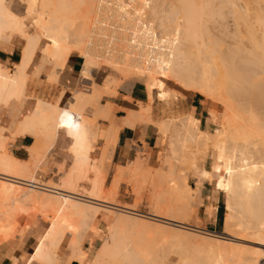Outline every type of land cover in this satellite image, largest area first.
I'll return each instance as SVG.
<instances>
[{"label":"bare ground","instance_id":"1","mask_svg":"<svg viewBox=\"0 0 264 264\" xmlns=\"http://www.w3.org/2000/svg\"><path fill=\"white\" fill-rule=\"evenodd\" d=\"M7 1L0 0V38L3 35L18 34L23 40V45L20 62L13 65L12 72L0 65V105L7 106L10 100L19 99L24 95L27 68L30 66L42 39L46 40V44L41 49L42 59L47 58L52 62V70L48 75V79H51L49 81L57 80L59 70L63 68L67 57L73 51L78 52L83 58L80 72L83 79L91 80L93 69H97L99 65L111 68L122 79L129 76L145 78L148 103L137 102L139 111L136 109L137 115L136 113L125 115L122 124L126 126L133 127L135 116L144 118L147 123L152 122L151 101H153V94L160 100L173 96L172 91L166 89L167 80L175 82L183 89L205 96L222 106L221 118L219 124L216 125V128H219L217 132L201 130L188 121L184 122L185 124L182 126L171 124L173 127L169 126L170 122L168 125V123L160 121L157 123L156 129L161 135L162 141L166 136L169 139L170 158H178L188 141L199 143V140H203L206 142L211 150L213 162L218 164L220 169V174L215 178L214 187L225 194L224 209L228 214L223 219L221 237L201 227L188 224L190 219L177 217L176 209L179 207L176 208V203L181 202L180 205L183 206L188 201L189 205L192 187H188L186 180L179 175L176 178L171 163L168 165L166 176L160 175L161 172H156L158 175L155 173L154 176L152 174L149 177V174L146 175L148 172L145 175L141 172L142 176L138 172L140 169H136V172L135 167L137 166H132L134 168L133 177L138 173L140 178L149 179L150 186L153 183L152 187L156 194L152 199L156 205V211L152 214L138 211L135 204H116L113 197L106 194L102 175L97 173L92 180L90 179L91 190L87 194L79 192L76 187V173L84 168L89 138L93 134L92 131H95L86 107L87 105L90 107L91 103L96 104L102 94L108 95L110 91L113 92L110 88L112 84L106 82L103 85L101 83L92 86L94 88L93 91L91 90L92 92L76 93L65 108L57 104L50 105L43 100L36 102L32 112L25 115L18 123V130L15 131L17 133L11 134L14 137L17 134L24 135L25 132H29L40 141L38 148H29L30 160L20 161L12 153L5 154L3 148L6 145V140L0 135V199L10 200L12 203L10 207L0 213V242L10 240L17 233L21 235L30 224V220L19 229L20 216L24 215L30 218L32 213H36L44 223H47L48 228L41 237L39 245L32 248L30 256L26 258V263L33 261L38 264H59L62 258L59 250L65 241L66 251L69 254L65 264H69L72 260H77L81 264H174L172 260L165 257L164 251L162 252L160 249L146 254V250L142 247H128L125 239L123 237L121 239L119 236L122 230L120 228V230L117 229V236H115L114 229V235L111 233L112 226L114 227L116 223L131 221L135 224H142V227L139 226L141 228L146 225L150 226V229H156V234L162 229L161 232L165 229L166 232L170 231L169 235L173 233V236L171 235L173 238L170 240L168 235L165 236L168 234L165 231L164 234H157L156 239L163 243L173 241L174 244H180L182 240L178 237L186 238L191 235L197 240L196 243L200 241L218 244V248L210 249L206 246L205 249H201L199 243L197 244L193 251L203 257V264H260V260L264 259V249L257 248L258 250L254 253V256L257 254L256 257L253 256V253L252 256L251 253L245 256L242 252H236L235 249L237 250L238 247L234 245L237 243L235 239H240L241 235H245L255 238L254 243L264 246V0H241L246 8L244 14L240 12V9H238L239 12L236 10L235 14L236 12L241 13L243 16L241 14L239 16L246 19L245 15L252 11L249 14H253L254 19L249 21L251 18L249 17L248 21L243 22V19L239 18L242 23L238 22L241 24L239 30L237 28L239 37L234 42V47H229L224 51L225 53L217 49L216 43L211 47L207 46L204 52L201 49L206 45V41L203 39V25L200 23L202 0H174L171 2L174 9L177 7L178 10L174 14L183 19L182 29L185 27V33L182 32L185 35V40H189L192 42L191 46L197 48L194 60L198 63L190 64V60L187 63L188 57L181 54V58L186 59L184 62L182 59L183 63H179L177 60V66L173 60L175 58L169 51L170 48L163 46L162 41L156 43L155 38L148 31L149 28H145L139 22L138 15L137 17L129 15L128 11H125L123 1H119L117 11L109 14H112L119 22L125 21L126 23L131 20L138 22L139 28L136 34L140 41L146 44L150 39V43H152L151 50L146 52L143 62H135L125 55L113 58L99 57L100 54H97V50L91 45L93 23L101 14L99 0H20L25 5V14L36 17L41 34L28 33L25 30L24 19L7 7ZM138 2L146 7L151 6V8L159 3L157 0H139ZM234 3L231 1L228 5L234 8ZM120 34L119 41H125L123 33ZM186 35L190 39L186 38ZM157 37L164 40L158 33ZM154 47L156 49H153ZM199 48L202 50L201 52ZM196 64L202 65L199 70H197L198 66L195 67ZM173 94L176 95V93ZM109 111V109H104L103 116L107 117ZM211 111L217 122L218 114L215 110ZM137 120L139 123L140 119L137 118ZM64 126H70L73 132L74 144L71 147L74 163H72L73 168L70 167L69 174H66L64 182L57 187L36 179L33 175V168L37 162H40L44 152L52 147L56 138V130ZM110 127L111 125H109ZM137 163L139 164L137 160L136 163L134 161V164L138 165ZM209 169L211 180L212 169ZM118 172L120 173V170ZM199 173L202 177L200 179L203 181L206 170L203 168ZM138 175L137 178L134 177L137 180L140 179ZM133 185L135 186V183ZM21 202L24 203L20 204ZM236 208L240 216L242 215L239 216V219L245 217V220L243 218L233 222L235 218L232 212ZM88 214L96 218L102 216L108 224V232L110 230L111 233L108 236L107 232L108 235L89 259L87 251L82 248L79 234H77L79 231H76V227L79 230L78 226L81 224H76L75 221L79 220L78 223H83L80 218L82 215ZM94 217L92 218L94 219ZM89 218L91 219V217ZM88 221L90 223L91 220ZM92 223L94 222L92 221ZM124 224L126 225L123 223V226ZM157 228L160 230L158 231ZM145 230L155 231L149 230V227H146ZM226 230H232L234 233L230 231L231 234H229V231ZM235 233L238 235L233 236ZM239 234H241L240 237ZM66 236L68 239H65ZM154 237L149 236L148 239L152 241L155 240H151ZM228 244L229 249L232 245L230 250H233L234 247L235 253L225 260L228 251L225 252L222 248L225 245L228 247ZM259 255L262 258H258ZM10 257L13 264H17L20 260L13 254Z\"/></svg>","mask_w":264,"mask_h":264},{"label":"rangeland","instance_id":"2","mask_svg":"<svg viewBox=\"0 0 264 264\" xmlns=\"http://www.w3.org/2000/svg\"><path fill=\"white\" fill-rule=\"evenodd\" d=\"M8 1H9V3H8L9 8L14 13H16L17 15H19L21 18L24 19L25 30L28 32H31V33L37 32L38 34H41V31H40L39 26H38L39 24H38L36 17L34 15L28 16L25 14V5L20 0H8ZM157 1H159L158 5H153L152 6L153 8H151V6L146 7L145 5L138 2L139 7L138 6L133 7L132 13L129 11L127 12L126 9H125V11L129 15L132 14L136 17L138 15L139 22L141 24H143V26L145 28H147V27L149 28L148 31H149L150 35L153 38H155L156 43L157 42L159 43L160 41H162L163 46H165L166 48L167 47L170 48L169 51L172 53L173 58H175V59H173L175 66H177V64H178L177 60L179 63L182 62L183 58H181V54H182V56L186 55L188 57L187 58L188 62L187 61H185V62L189 63V60H190V64L192 62H195L194 54L196 55L197 48H195L194 46L193 47L191 46L192 42H190L189 40H185V35H184L185 27L182 29V27L184 26L182 23L183 19L181 17L179 18V15L177 16L174 14L175 12H178L177 7H176V9H174V5L173 6L171 5L172 4L171 2H173L174 0H157ZM231 1L235 2L234 8H236V9L234 11H233L234 8L231 7L230 5H228V3L229 4L231 3ZM208 2H209V4H208ZM241 2H242L241 0H230V2H229V0H202V3H201L202 13H201V18H200V23L203 25V28H202L203 39L206 41V45L204 44L205 46L202 45L203 47L202 48L200 47L203 50V52L207 46L211 47L215 43L217 44V49H219L223 53H225L224 51H226L229 47L230 48L234 47V42L239 37L238 30L241 27L240 25L242 24L241 21H239V18H240V20L243 19L242 20L243 22L248 21L247 18H249V17H251V18H249V21H250V19H252L251 21H253V19H254V15L249 14L252 12L251 10H248V11H251L249 13L245 12V13H248L247 14L248 16L245 15V17H247L246 19L241 17V16H243L242 14H244V9H246V8H244L245 6H243V2L242 3ZM124 6H125V4H124ZM143 8H145V13L147 14V16H145V18L146 17L148 18V21H146V23L142 22V18L144 16H140ZM231 8H233V9H231ZM238 9H240V12H243L242 14L240 13L241 16H239L240 14L237 13V12H239ZM236 10H238V11L235 14ZM134 11H137V12L135 13ZM254 12H255V10L253 11V13ZM236 15H238L239 17H237ZM251 15H253V16H251ZM238 22H240L241 24ZM156 28L161 33H163L161 35V37L164 38V40L157 37L158 32H157ZM237 28H238V30H237ZM186 38L190 39L188 36ZM11 39L15 40L16 42H19V43L23 41L22 38H20L18 35H14ZM191 40H192V38H191ZM45 44H46V40L42 39L40 41L39 46H38V54L40 55L39 60H40V62L43 60V62H44L43 65H45L46 63L50 64L51 70H52V62L47 58L42 59L41 49ZM200 48H199V51L201 52L202 50H200ZM72 53L80 55L78 52H75V51L71 52V54ZM97 54H99V53L97 52ZM179 55H180V57H179ZM185 59L186 58L183 59V62ZM195 63H198V62H195ZM196 66H198L197 70H199L202 65L196 64L195 67ZM81 69H82V67H81ZM81 69L78 71L80 82L77 85V87L75 88V90H71V92H70L71 98L65 106H61L57 102L51 103L50 101H46L42 98L37 99V101L43 100L50 105H53V104L56 105L57 104L58 106L65 108L68 104H70V102L72 101V97H74V95L76 93L92 92L94 90V88H92V86L93 87L97 86V84L102 83L101 85H103L106 82H108L109 84H112V86L110 85V88L113 91V92L110 91L111 94L110 93L108 95L102 94L101 96H99V99L96 101V104L91 103L90 107L88 105L86 107V111L88 113V116H90L89 117L90 120H92L91 122L93 123L92 125H94L93 127H94L95 131H92L93 134L89 138L88 154H87L86 159H85V164L83 166L84 168H83V170L80 169V171H77L79 173H76V176H77L76 177L77 178L76 187L79 189V192H82L83 194H87L91 190V180L93 177L96 176L95 174L97 173V174L102 175L101 177L104 180L103 187H104V190L107 192L106 194L107 195L109 194L110 196H112L114 199V202L116 204H119V205L135 204L136 205L135 207L138 211H140L144 214H146V213L152 214L156 211V208H155L156 205H154V203H153V199H154L153 197H155V194H156L153 187H152L153 183H152V186H150L151 182L149 181V179L140 178L141 176H139L138 173L134 177L137 178V175H138V177L140 179L139 178H138L139 180L135 179L132 175L134 173V172H132L134 170V168H132V166H134V165L137 166V167L134 166L135 171H136V169L137 170L140 169L138 171V172H140L139 174H141V172H142L145 175L148 172L146 175L149 174V177L152 174L154 176L156 172H158V173L161 172L160 175L163 174V176H166L168 173V167H169L168 165H169V163H171L174 167V174H175L176 178L179 175V177L186 180V183L189 185L188 187H192V189H190V191L192 192V197L190 198L191 200L189 199V205L187 204L188 201L186 202V205L184 203L183 206L180 205L181 202H178V204L176 203V208L179 207L178 209H176L178 211L176 213L177 217L187 219V220L190 219L188 224L198 226V227H202L204 230L212 231V232H214V234L221 237L222 231H223V219L228 213L224 209V196H223V194L222 193L217 194L215 196V199L212 197L213 192H214L213 188H214L215 178L218 174H220V169L217 166L218 164H215L213 162L211 150L208 147V145L206 144V142H204L203 140H199V143H195L193 141H188L187 145L184 146V148L182 149L183 152H180V156H178L179 159L178 158L175 159V158L169 157V155L171 153V149L169 147L168 137L166 136V138H163V141H162L161 135L159 133H156L155 134L156 135L155 143H154V145H152L151 148H149L147 146V144H145L143 142V138H141V142H142L141 147L137 146V142H134L132 145L133 150H132L131 155L126 160H124L123 162L114 164L113 167L108 171V173H106V171H104V168H103V162H104V160L106 161L107 159L110 158L111 151L114 148L115 143H116V137H117V132H118V128L113 125L114 124L113 122L115 119L113 114L115 113L117 108L115 106H113L112 103L107 102V100H109L112 97L119 96V90L121 88L126 89V88L130 87L131 85H133L134 83H138L141 87L145 88V84H146L145 82L146 81H145V78L138 77V76H129L126 79L125 78L122 79V77L118 73L112 71L111 68L106 67L104 65H99V67L97 69H93V72H92L93 78L91 80H86L80 76ZM197 70H194V71H197ZM8 71L12 72L11 69H8ZM36 73L37 72L35 71L34 74H36ZM28 79H29V75L27 73V81H28ZM81 79H83V80H81ZM49 80H51V79H48V81ZM84 80L91 81V82H86ZM82 82L89 84L90 88L85 90L81 86ZM110 88H109V90H110ZM166 89L172 91L171 94L173 96H170L169 98H167L165 100H160L156 97L155 94H153V101L154 100L156 101V107H155L154 114H151L152 122L147 123V121L144 118H142L140 116H135L136 120H133V122L135 121V123H133L134 124L133 127H135L137 124H141L142 127L154 126L155 127L154 129L156 130V125L160 121H164L165 123H168V125L170 122L169 126H171V127H173L171 124H174V126H179V125L182 126L183 124H185L184 122L188 121L189 112L186 110L185 106L181 105V101L183 99V94H186L189 92H191V93H196V92L183 89L182 87H180V85L176 84L175 82H173L171 80L166 81ZM61 93H62V91H61ZM173 93H176V95H174ZM174 97H176V98H174ZM201 97L203 98L205 105H206V108H207V112L204 113V116H206L207 118H206V122H205V125L203 126V128H205L208 125L209 127H206L205 130H207L209 132H217L219 128H215V126L217 124L214 121H212L211 113H210L209 109L211 107L214 108V110L218 114L217 115V123L219 124V120L221 118L220 113L222 111V106L213 102L212 100L208 99L205 96H201ZM125 99H127V98H125ZM153 101H151V105H152ZM127 106H131V108H136L137 111H139L138 110L139 106H134L131 104H127ZM104 109L110 110L107 117L103 116V110ZM136 109L126 110V116H128L129 114H135V113L137 115ZM208 112H209V114H208ZM208 116L210 117V121L208 119ZM99 118L108 120L109 125H111V127L109 128V125L107 127H105L104 125L99 126L97 124V119H99ZM137 118L140 119L139 123H138ZM61 128H64L67 131L68 135L73 139V134H72L73 132H72V129L70 128V126L69 127L64 126ZM0 134L2 135V133H0ZM3 138H5V137H3ZM97 139H101V142H102L100 145V148H99V151L102 153L100 159L97 156H94V157L91 156V152L95 148L94 144H95V141ZM4 140H6V138ZM73 142H74V139H73ZM73 144L74 143H72V145ZM197 150H200V151H197ZM68 151L69 152L71 151V153H72V147H70V150L68 149ZM3 152L5 154L11 153V151L7 147L5 150V146L3 148ZM72 155H73V153H72ZM136 160H137V162H139V164L141 163L140 164L141 166L138 163L137 164L139 166L134 164V161L136 163ZM192 162H193V165H191ZM72 163H74V155H73ZM212 163H213V165H212ZM99 164H100V166H98ZM46 165H47V159H45V162H43V164H41V166H40L39 162H37V164H35V167L33 168L34 169L33 175L37 169H38V173L39 172L45 173L47 171ZM72 166H73V164H71L68 167V169L65 167V165L64 166L63 165L57 166V173L53 174V177L49 178L47 180H44L43 178H39V177L37 178L35 175H34V177L36 179L40 180L41 182H45V183H48L51 185L53 184V186L59 187L64 182V179H66L65 178L67 176L66 174H69L68 172H70L69 170L71 169L70 167H72ZM203 168L206 170L205 178H203L204 181L201 180L202 177L200 176V173H199V171ZM209 168L212 169V179L211 180H210V169ZM119 170H120V173L118 172ZM143 171H145V172H143ZM116 173H118V174H116ZM158 173H156V175H158ZM143 174H141V175L143 176ZM131 177H133V178H131ZM200 177H201V179H200ZM155 180H156V176H155ZM201 181H202V184L200 185ZM136 182H137V184H136ZM131 183H132V186H131ZM134 183H135V186L133 185ZM198 185H200L199 188H198ZM204 187H206V189ZM134 188H135V190H133ZM201 190H204V193L206 195L205 197L201 196ZM153 191H154V193H153ZM150 193H153L154 196H153V194H150ZM23 203L21 202L20 204H23ZM11 204L12 203L10 200L0 199V213L2 211H5L8 207H10ZM214 205L217 206V209L213 213L212 209H215ZM187 207H188V209H187ZM182 208H184V210H182ZM151 210H152V212H151ZM232 213H233L234 218H235L233 220V222H236L238 220L240 221L243 218L245 220V217H243L242 219L241 218L239 219L240 214L237 212V208L233 209ZM88 215H82V217L79 216V217H81L80 221L83 223H78L79 220L78 221L75 220L76 224H79V225L81 224L80 226L77 225L79 227V230L76 227V231H79L77 234H79V239H80L82 244H83V241L85 239V236L88 233V237H98L100 239L98 244H97V246L99 247V245L102 243V241H104V239L106 238L108 233H109L108 236H110V234L111 233L113 234L114 230H115L116 231L115 236H117L118 230L122 229L121 234H119V236H120V238L123 237L125 239L126 244H128V247H131V248H136V247L141 248L142 247L146 250V252H145L146 254H150V253L160 249V251H162V252L164 251L165 257L167 259L172 260L174 262V264H203V257L195 254L193 251L196 248L198 243L201 246V249H205V246L209 249L219 247V245L216 243H210V242L206 243V242H200V241H198V243H196L197 240L191 235L186 236V238L182 237V236H180V238L178 237V239L182 240V242L180 244H174L173 241L163 243V242H160L158 239H156V236H158L157 234H159V233H160V235H161V233L164 234L166 232L165 231L166 229L164 230L165 232L163 231L164 232L163 233V232H161L163 230L161 228L162 230L156 234V229H152V228L150 229V226L144 225L145 228L149 227V230H155V231H148V230H145L144 227H143L144 229L141 228L142 224H139V223L135 224V223H132L131 221H130L131 223L130 222H123V221L116 223V225L114 227L112 226L113 232L111 231V233H110V230L108 232V224L103 219L102 216H99L96 218L92 215H89V216ZM89 217H91V219ZM92 217H94V219ZM214 218H216V225H215V228H212V227H210L211 224L208 223V221L213 220ZM82 219H84V220H82ZM29 220H30V224L28 225V227H26L23 230V233L21 235H19V233H17V235H15V237H13L11 239L15 240V239H19V238L26 236V234L28 233V231L32 227L31 237L34 240V246L33 247H37L39 245V241L41 240V237L47 231L48 225H47V223H44L40 219V216H38L36 213H32L30 218H27L24 215L20 216L19 221H18V223H19L18 228L20 229V228L24 227L25 224L27 222H29ZM88 220H91L90 221L91 224L89 223ZM92 221L94 223H92ZM39 223L41 225V231H42L40 234H38L39 232H37V226L39 225ZM123 223H126L127 226L125 224L123 226ZM128 223H130L131 226ZM195 224H199L200 226L195 225ZM30 225H31V227H30ZM118 225H120V227H118ZM140 225H141V227H139ZM116 227H118V228H116ZM121 227H123V228H121ZM153 228H155V227H153ZM159 230L160 229H158V231ZM226 231L227 232L229 231V234H231L230 231L232 232V230H226ZM169 232L170 231L166 232L168 234H165V236L168 235V239L170 240V238L171 239L173 238L172 237L173 233L172 232H171L172 234L170 233L172 235L171 236V235H169ZM232 233H234V232H232ZM236 235H238V234L235 233L233 236H236ZM240 235L241 234H239V237H240ZM149 236H151V237L155 236L154 238H151V240L152 239H155V240L150 241L148 239ZM244 236L241 235L242 238L240 237V239H237V240L235 239V242H237V243H235V245L232 243L234 246L238 247L237 250L235 249L236 252H242V254L245 256H248L249 253H251V256H252V253H253V256H254V253H256V250L264 249L263 245H259L257 243H254L256 240L255 238L248 237V236H245L246 237L245 238ZM160 237L162 238L163 236H160ZM160 237H158V238H160ZM65 239H68V236H66ZM124 239H123V241H124ZM98 247H96L95 249L90 251L88 259L92 256V254H94L96 252ZM231 247H232V245H230V249H231ZM222 249L225 252L228 251L227 252L228 256L225 257V260H228L229 256H231L232 254L235 253L234 247H233V250L229 249V244H228V247L225 245V247H223ZM245 250H247V251H245ZM253 250H255V252H253ZM64 255L66 257L65 260H67L69 257L68 252L65 251ZM256 255L254 257H256ZM259 256H258V258H262L261 255H259ZM62 258H61V260H62ZM25 261H26V259H25ZM260 261H261L260 264H264V259H261Z\"/></svg>","mask_w":264,"mask_h":264},{"label":"crops","instance_id":"3","mask_svg":"<svg viewBox=\"0 0 264 264\" xmlns=\"http://www.w3.org/2000/svg\"><path fill=\"white\" fill-rule=\"evenodd\" d=\"M8 3L9 1H7V7L9 8ZM13 36L14 35H3L0 38V65L11 69L12 71L13 65L20 62L21 47L23 45V41L19 43L15 40H12L11 38ZM39 57L40 55L38 54L37 49L30 66L27 68L29 79L25 86L24 96L20 97L19 99L10 100L7 106L0 105V133H2L3 137L7 138L5 150L7 147L11 151L12 155L20 161L30 160L31 156L29 148H38L40 146V141L37 138L33 137V135L29 132H25L24 135L17 134L12 137V133H17L15 131L18 130V123L23 119L25 115H29L32 112L38 98L50 101L51 103L57 102L59 105L65 106L71 98V90H75L80 82L78 71L81 69L83 64V59L80 55L72 53L67 57L63 68L58 72L56 81H48V75L51 71V65L47 63L43 65L44 62H40ZM35 71L37 72L36 74H34ZM201 96L197 93L191 92L183 94L181 105L185 106L186 110L189 112L188 122L192 123L201 130H205L206 127H209L207 125L205 128H203L207 118L206 116H204V113L207 112V108ZM107 102L112 103L113 106L117 108L115 113L113 114L115 118L113 125L118 128V132L116 143L111 151L110 158L106 161L104 160L103 162V168L106 173H108V171L113 167L114 164L123 162L131 155L133 150L132 145L134 142H137V146L141 147V138H143V142L147 144L149 148H151L155 143V134L158 133L156 132L157 129H154V126L142 127L141 124H137L135 127H129L122 124L126 115V110L136 109L131 108V106H127V104L138 106L137 102H141L142 104H146L148 102V95L145 88L141 87L138 83H134L126 89L121 88L119 90V96L112 97L107 100ZM155 107L156 101L154 100L152 103L151 114H154ZM211 110H214V108L211 107L209 109L211 113V119L218 125ZM208 119L210 121L209 116ZM97 124L99 126L104 125L105 127H107L109 125V121L99 118L97 119ZM55 137L56 138L52 143V147L48 148V151L46 150V152H44L39 162L41 166V164L45 162V159H47V171L45 173H38L37 169L34 172V175L37 178L39 177L47 180L49 178H52L53 174L57 173V166L65 165V167L68 169V167L72 164L73 155L71 151H68V149L70 150L73 139L68 135L67 131L64 128H58L56 130ZM101 143V139H97L95 141V148L91 152L92 157L97 156L99 159L101 158L102 153L99 151ZM181 152H183V150ZM201 184L202 181L200 185ZM200 185H198V188L200 187ZM204 188L206 189V187ZM213 191L214 192L212 197L214 199L217 194L222 193L225 200V195L223 192L215 189V187L213 188ZM203 193L204 190H201V196L205 197L206 195L205 193ZM216 209L217 206H215V209H212L213 213L216 211ZM208 223L211 224L210 227L215 228L216 218H214L213 220H209ZM37 231L39 232L38 234L42 232L40 223L37 226ZM31 232L32 227L30 228L26 236L22 238L15 240L10 239L8 241L0 242V264H13L10 257L11 254L17 256L20 259L18 264H38L33 261L29 263H26L25 261V259L30 256V252L34 246V240L31 237ZM99 240L100 239L98 237H88L87 233L82 247L87 251L88 255L91 250L98 247L97 244ZM65 244L66 243L64 242L59 250V253L63 257L59 264H65L66 262V257L64 255L66 251ZM20 256H24V258H21ZM69 264L81 263H79L77 260H72Z\"/></svg>","mask_w":264,"mask_h":264},{"label":"built area","instance_id":"4","mask_svg":"<svg viewBox=\"0 0 264 264\" xmlns=\"http://www.w3.org/2000/svg\"><path fill=\"white\" fill-rule=\"evenodd\" d=\"M101 5V14L98 17L97 21L93 23V34L91 36V45L97 52L100 54V57L113 58L121 57L123 55L130 57L135 62H143L145 60V54L147 51L151 50L152 43L150 39L147 43L143 44L140 41V38L136 34L137 29L139 28L138 22L135 20L119 22L116 20L112 14L118 10L119 1L125 3V8L129 12H133L132 8L135 6L139 7L137 3L138 0H99ZM140 16L142 22L148 21L147 14L145 13V8L142 9ZM159 35H162L157 28ZM120 33H123L125 41H119ZM153 49H156L154 47ZM83 59V58H82ZM86 81V80H84ZM91 82V81H86ZM81 86L87 90L90 88V85L87 83L81 84Z\"/></svg>","mask_w":264,"mask_h":264}]
</instances>
